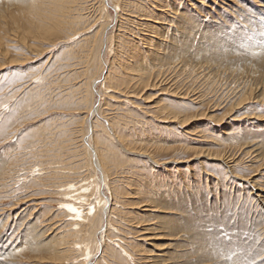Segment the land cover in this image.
<instances>
[{
    "label": "rangeland",
    "instance_id": "rangeland-1",
    "mask_svg": "<svg viewBox=\"0 0 264 264\" xmlns=\"http://www.w3.org/2000/svg\"><path fill=\"white\" fill-rule=\"evenodd\" d=\"M34 1L0 0V264H261L264 0Z\"/></svg>",
    "mask_w": 264,
    "mask_h": 264
},
{
    "label": "bare ground",
    "instance_id": "bare-ground-1",
    "mask_svg": "<svg viewBox=\"0 0 264 264\" xmlns=\"http://www.w3.org/2000/svg\"><path fill=\"white\" fill-rule=\"evenodd\" d=\"M60 1V0H59ZM62 1V0H61ZM58 2V1H57ZM73 2H75V1H73ZM117 2V1H116ZM56 3V2H55ZM180 3V2H179ZM37 3H35V1L34 0H31V2H30V6H29V10H31V12L32 11H36V9L38 8V6L36 5ZM65 4H67V3H65ZM71 4V3H70ZM120 4V3H119ZM142 5H144V4H142ZM166 5H168V7L170 6V4L169 3H166ZM258 5V4H257ZM63 6V5H62ZM171 7V6H170ZM58 8V7H57ZM103 8V7H102ZM62 9V8H61ZM119 9H120V7H119ZM58 10V9H57ZM64 10V9H63ZM69 10V9H68ZM121 10V9H120ZM59 11H60V9H59ZM156 11H157V13H156V16H157V19H161V20H163L164 19V17L165 16H163L164 15V11L166 12V10H164L163 8H162V5H160V3L158 2L157 3V6H156ZM39 12V11H38ZM37 12V13H38ZM60 12H62V10L60 11ZM65 12V11H64ZM67 13V12H66ZM167 13V12H166ZM169 13V12H168ZM32 15V14H31ZM44 15V14H43ZM60 15V14H59ZM68 15V14H67ZM63 16V15H62ZM65 16V15H64ZM40 17V16H39ZM74 19V18H73ZM142 19V18H141ZM171 19V18H170ZM64 20V19H63ZM161 20H159V22H155V26H153V27H151V28H154V29H157V28H159V25H161ZM147 21V20H146ZM185 21V20H184ZM144 23H145V21H144ZM40 26V25H39ZM49 26V25H48ZM51 27V26H50ZM41 28V27H40ZM52 29V28H51ZM43 31H46V30H49V27L48 28H44V29H42ZM35 32V31H34ZM227 37V36H226ZM229 38H231V37H229ZM239 39V38H238ZM38 40V39H37ZM225 40V39H224ZM227 40V39H226ZM229 40V39H228ZM237 40V39H236ZM231 41V40H230ZM234 41V40H233ZM4 56V55H3ZM6 57V56H5ZM96 57H98V56H96ZM11 60V59H10ZM17 62V61H16ZM104 79H105V77H104ZM112 87V86H111ZM248 95V94H247ZM246 95V96H247ZM247 98V97H246ZM245 97H241V98H239V100L236 102V104L235 105H233V106H231V107H229V109L227 110V113H225L224 114V116H232V115H234L233 113H234V111H236L237 109H239V108H241V107H243L244 105H245ZM249 100V99H248ZM231 102V101H230ZM244 103V104H243ZM94 111H95V109H94ZM168 115H169V117L171 118V117H174V119H179L180 121H181V124H182V122H183V124L184 123H186L187 122V120L186 119H188V116H186V117H183V116H180L179 114H176V113H168ZM193 115H195V114H193ZM210 117V116H209ZM259 119V118H258ZM220 120H222V118L220 119ZM219 120V121H220ZM101 135V134H100ZM101 138V137H100ZM102 140V139H101ZM240 148H241V146H240ZM251 149H252V147H250ZM257 148V147H256ZM256 148L255 149H252V150H248L247 151V154L248 153H250V155H252V157H253V159H257V157L259 156V153L258 152H255L256 151ZM249 149V148H248ZM85 150V149H84ZM244 151V150H243ZM242 151V152H243ZM246 151V150H245ZM213 155V154H212ZM227 155V154H226ZM223 156V155H222ZM221 156V157H222ZM263 158H264V156H262ZM261 157V158H262ZM260 158V159H261ZM252 160V159H251ZM261 164V163H260ZM230 168V167H229ZM100 169V168H99ZM101 170V169H100ZM251 182H253V180L251 181ZM256 184V183H255ZM91 186V185H90ZM93 186H94V184H93ZM93 186H91V187H93ZM252 186V188H254V191H253V193H254V197L256 196L257 198H260L261 196H262V191H263V188H259L257 185L256 186H254L253 184L251 185ZM97 188V187H96ZM252 193V194H253ZM65 194L67 195V196H69V197H71V196H73L74 198H77V197H79V198H82L83 199V197L81 196V193L75 188V187H70L69 189H67L66 191H65ZM66 196V197H67ZM69 201V200H68ZM67 202V201H66ZM112 202V201H111ZM64 206H65V208H66V210L68 211V212H70L71 214H72V217H73V220L76 222L77 221V219H78V217H77V213H79V210L78 209H76V205L75 204H72V203H70V202H67V203H65L64 204ZM110 207V206H109ZM99 208V206H94V209H96L97 211L99 210L98 209ZM69 209H75V211H70ZM92 209V208H91ZM93 209V210H94ZM110 209V208H109ZM96 210L92 213V215H90V217L92 218V217H97V218H99L98 217V214H96ZM82 212V211H81ZM100 212H102V210L100 211ZM104 212V211H103ZM102 212V213H103ZM83 215V214H82ZM102 215V214H101ZM84 218H82L80 221L83 223H78V224H76V226L75 227H78L77 229H79V228H81V229H79L78 231H80V233L81 234H84V233H87L88 234V241L86 240V241H80V244H79V246H77V248L76 249H78V250H80L81 251V254H83L84 255V257L87 255H90V253H89V251H90V249H91V245H93L94 244V241H95V235H96V231L97 230H95V228L94 227H91V224L93 223H91V221H94V220H89V217H88V215H86V216H83ZM72 219V218H71ZM72 220V221H73ZM100 220H102V219H100ZM73 221V222H74ZM79 221V220H78ZM105 226H107V225H110V223L108 222L109 220H108V217L105 219ZM95 222V221H94ZM77 223V222H76ZM98 225V223L97 222H95L93 225L95 226V225ZM92 225V226H93ZM96 225V226H97ZM147 229H150L151 227H146ZM155 229V228H154ZM141 231V230H140ZM90 233H93V239L91 238V235H90ZM150 234V233H149ZM264 234V233H263ZM9 236V235H8ZM5 237V236H4ZM83 238H86L85 237V235H83ZM2 239H3V237H2ZM1 239V240H2ZM9 239V238H8ZM61 240V238L59 239V240H54L53 242L54 243H52V244H50L49 245V247H50V254H52L53 256H55L56 258H58V257H60L61 255H64V251H66V252H68L69 251V248L65 245L67 242H65V241H63V242H61L60 241ZM82 240V239H81ZM85 240V239H84ZM147 240V239H146ZM146 240H144V241H146ZM2 242V241H1ZM25 242V241H24ZM143 242V241H142ZM76 242H72V246L71 245H69V246H71V248H74V244H75ZM99 243V242H98ZM3 244H6V241H5V243L3 242ZM7 244H9V243H7ZM69 244V243H68ZM78 244V243H77ZM2 245V244H1ZM10 245L11 244H9V248H10ZM13 245V244H12ZM43 244H40L39 243V241L38 242H35V244H31L30 245V249L31 250H34L35 248L36 249H41V250H43V246H42ZM96 245H97V243H96ZM0 247H3V246H0ZM102 247V246H101ZM121 247V246H120ZM8 248V249H9ZM65 248V249H64ZM96 248H97V246H96ZM5 249V248H4ZM4 249H2V250H0V255L2 256V258H5L6 256H8V252L7 251H5ZM7 249V250H8ZM11 249V248H10ZM102 250H103V247H102ZM39 251V250H38ZM15 252V251H14ZM91 252V251H90ZM69 253V252H68ZM11 254V253H10ZM58 256V257H57ZM63 257H65V256H63ZM89 257V256H88ZM15 258V257H14ZM66 258V257H65ZM65 258H63L64 260H65ZM90 258V257H89ZM88 258V259H89ZM6 260V259H5ZM73 261V260H72ZM5 262V261H4ZM86 262H87V260L86 261H84V262H81L80 264H86ZM3 263V262H2ZM6 263V262H5ZM72 263V262H71ZM261 264H264V260L263 261H261Z\"/></svg>",
    "mask_w": 264,
    "mask_h": 264
},
{
    "label": "snow or ice",
    "instance_id": "snow-or-ice-1",
    "mask_svg": "<svg viewBox=\"0 0 264 264\" xmlns=\"http://www.w3.org/2000/svg\"><path fill=\"white\" fill-rule=\"evenodd\" d=\"M70 211H75V209H69Z\"/></svg>",
    "mask_w": 264,
    "mask_h": 264
}]
</instances>
